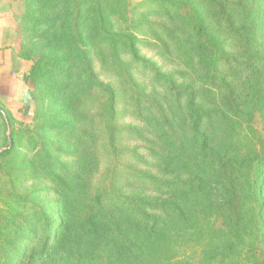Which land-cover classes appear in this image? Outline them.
Segmentation results:
<instances>
[{"label":"trees","instance_id":"trees-1","mask_svg":"<svg viewBox=\"0 0 264 264\" xmlns=\"http://www.w3.org/2000/svg\"><path fill=\"white\" fill-rule=\"evenodd\" d=\"M29 1L40 3L42 12L47 11L40 16L47 23L70 16L78 43L89 13L93 14L96 33L109 45V62L124 90L97 79L87 51L77 49L75 66L86 76L91 91L78 104L79 119L92 120L97 114L91 106L100 107L105 100L111 116L95 128L66 130L73 139L68 152L73 157L71 163L53 158L47 142L39 139L29 163L60 193V219L31 203L37 215L34 222L26 224L21 219V228L5 223L4 229L13 237L0 236V264H264V134L254 125L264 111L253 102L248 89L259 69L250 56L242 1L143 0L136 4L160 11L170 22L166 31L180 52L184 51L183 64L191 71L192 80L186 84H179L171 73L143 56L138 47L141 40L132 31L110 33L106 29L109 0H63L69 11L59 14L54 12L61 5L59 0ZM122 5L119 14L126 19L127 0ZM9 10L0 6L1 14ZM26 14L30 16V10ZM130 25L133 30L137 27ZM18 55L30 62L21 81L36 82L42 75L40 58L23 47ZM130 68H137L149 80L152 93L135 82ZM119 98L126 100L144 127L116 124ZM0 110L8 119L12 139L7 148L0 112L4 127L0 148H7L0 152V160L9 165L21 157L19 147L28 138L1 105ZM130 142L134 146H129ZM189 148L194 160L222 182L227 195L214 224L224 242L212 244L203 253L188 252L174 228L186 218L185 208L191 200L207 188L199 171L186 175L174 171L189 167L188 159L180 156ZM128 188L151 194L126 193ZM75 210L84 215L75 221L73 230L67 217Z\"/></svg>","mask_w":264,"mask_h":264},{"label":"rangeland","instance_id":"rangeland-1","mask_svg":"<svg viewBox=\"0 0 264 264\" xmlns=\"http://www.w3.org/2000/svg\"><path fill=\"white\" fill-rule=\"evenodd\" d=\"M142 1L127 0L126 13L129 16L124 19V14H119L123 0H109L106 7V12H108L105 17L106 29L110 33L116 30L132 31L141 40L138 47L143 56L155 63L161 71L171 73L179 84L190 82L192 80L191 71L183 64L184 51L180 52L172 35L166 31L171 28L170 22L161 17L160 11L136 5ZM241 1L249 30L250 56L254 57L259 69V76L254 79L248 89L253 102L264 111V0ZM59 2L61 5L54 11L55 14L67 13L68 5L63 0H59ZM0 6L10 9L9 12L0 13V15L4 19L3 22L11 28L17 38L16 51L19 52L23 47L33 57H39L42 64V75L36 82L31 80L28 83H23L19 93H16L12 98H9L11 96H0V105L9 113L16 127H19L28 138V140L24 138L22 142L25 147H19V153H22L20 158L15 159L9 165L0 160V236L5 234L4 237L11 240L13 236L4 229L5 223H11L13 227L21 228V219L26 224L34 222L37 215L34 208L29 206L31 203L38 205L51 218L60 219V193L53 183L35 171L32 164L29 163L31 152L39 147V139L47 142L46 148L53 158L71 163L73 157L68 156V152L73 146V139L66 135V130L95 128L98 123L108 121L111 116L107 100H105L100 107L91 106L93 112L97 114L92 120L89 119L87 122L86 119H83L85 120L83 122L79 119L80 116L76 113L78 104L82 98L89 96L91 91L87 86L86 76L81 73L80 68L75 66L79 60L77 49L85 48L87 58L94 62V76L104 85L116 88V90H122L124 85L115 75L112 62H109V45L102 42L96 33L98 24L93 14L89 13V20L86 25L84 24L83 37L78 43L75 41L71 28L70 16L65 17L64 15L61 17L62 19L65 17L64 21L56 20L52 24L51 21L47 23L45 18L40 17L47 14L46 10L42 12L40 3H31L29 0H0ZM199 6L204 11V6ZM29 10L30 16H28L29 14L24 16V13H28ZM141 13L144 14L142 18L139 16ZM139 18L143 22H139ZM130 23L137 27L133 30ZM139 24L141 25L139 26ZM52 28L55 31H52ZM234 49V47L228 48V50L237 52ZM122 58L124 61L127 60L125 54L122 55ZM71 64L73 65L71 66ZM29 66L30 62L26 63V68L29 69ZM130 70L135 82L145 88L147 92L152 93L153 88L149 80L137 68H130ZM10 73L16 78H20L22 74L16 70H12ZM156 91L162 94L160 90ZM121 93L117 92L118 95ZM106 95L108 94L106 93ZM100 113L103 114V117H100ZM115 122L118 125L131 124L144 127V124L134 117L132 109L123 98L116 101ZM254 125L264 134V113L261 117L256 118ZM128 144L134 146L135 143ZM3 145L4 127L0 118V147ZM59 148L67 151V155ZM180 156L183 160H185L184 158L188 159L185 161L188 162L189 167L174 171L181 175L191 174L195 170L199 171L207 183V188L202 194L191 200L188 207L185 208L186 218L180 219L175 224V235L179 241L183 242L188 252L203 253V250L208 251L212 244L224 242L220 232L216 231L217 225L214 224L223 210L227 195L222 182L215 177L213 172L204 164L194 160L190 148ZM148 158L151 161L154 160L152 157ZM159 160L158 162L163 163L162 160ZM125 192L151 194V192L137 188H128ZM17 199L18 201L24 200V203H17ZM83 215L82 211L71 212L67 217V221L72 226L71 229L74 230L77 226L75 221H78ZM11 232L13 234V231ZM24 233L27 234L25 231ZM31 247H35L34 243Z\"/></svg>","mask_w":264,"mask_h":264},{"label":"crops","instance_id":"crops-1","mask_svg":"<svg viewBox=\"0 0 264 264\" xmlns=\"http://www.w3.org/2000/svg\"><path fill=\"white\" fill-rule=\"evenodd\" d=\"M0 15V96L12 98L23 87L20 78L11 75L12 70L26 71L27 61L19 57L16 51L17 38L11 28L3 22Z\"/></svg>","mask_w":264,"mask_h":264},{"label":"water","instance_id":"water-1","mask_svg":"<svg viewBox=\"0 0 264 264\" xmlns=\"http://www.w3.org/2000/svg\"><path fill=\"white\" fill-rule=\"evenodd\" d=\"M3 118H4V123H5V133H6V137L8 139L9 145L7 148H10L12 146V139L10 138V133H9V124H8V119L6 117V115L0 110ZM7 148H0V152L4 151Z\"/></svg>","mask_w":264,"mask_h":264}]
</instances>
